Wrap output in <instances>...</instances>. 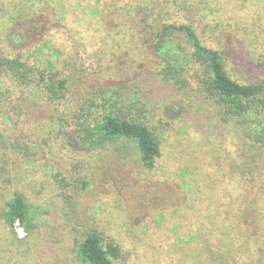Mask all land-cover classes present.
I'll use <instances>...</instances> for the list:
<instances>
[{
	"label": "rangeland",
	"instance_id": "obj_1",
	"mask_svg": "<svg viewBox=\"0 0 264 264\" xmlns=\"http://www.w3.org/2000/svg\"><path fill=\"white\" fill-rule=\"evenodd\" d=\"M63 1L69 10L68 28L53 33V44L62 51L54 60L63 59L78 43L86 63L105 65L103 74L110 71L117 80H125L141 71L132 58L137 54L124 58L108 37L111 26L105 23V31L101 18L89 16L92 3ZM224 2L238 15L244 0ZM194 24L200 26V37L213 45L222 38L223 45L237 46L245 33L233 23L215 29L208 26L203 34L204 25L196 20ZM251 52L239 48L230 55L227 69L233 78L255 74ZM146 65H150L147 58ZM150 82L159 88L149 100L161 156L152 169L136 156L126 164L97 159L87 189L81 182L84 168L77 163L89 157L72 145L67 131L51 124L50 105L26 104L27 114L9 94L0 98V167L7 173L0 180V213L19 192L34 217L29 233L19 223L14 230L7 228L0 218V264H81L76 242L90 228L120 247L117 264L249 263L239 215L247 206L264 211V172L255 160L251 168L237 170L241 162L250 160L239 152L244 144L238 136L214 129L202 117L185 115L188 111L179 110L183 107L178 100H165L169 88L160 90L158 81ZM4 109L10 120L2 115Z\"/></svg>",
	"mask_w": 264,
	"mask_h": 264
},
{
	"label": "trees",
	"instance_id": "obj_2",
	"mask_svg": "<svg viewBox=\"0 0 264 264\" xmlns=\"http://www.w3.org/2000/svg\"><path fill=\"white\" fill-rule=\"evenodd\" d=\"M85 1L93 5L90 17L101 18L105 31V23L111 26L107 35L124 58L137 54L132 58L141 71L134 78L117 80L110 71L103 74L105 65L86 63L78 43L63 59L54 60L62 51L53 44V33L68 28L69 10L63 0H0V98L9 94L27 114L26 104L50 105L51 124L67 131L72 145L89 157L77 163L84 168V188L91 186L97 159L126 164L136 156L152 169L161 156L149 100L159 88L150 79L158 81L160 90L169 88L165 100H178L183 107L179 110L188 111L185 115L202 117L214 129L238 136L244 144L239 152L250 160L237 170L251 168L255 160L264 172V0H244L238 15L226 0ZM195 20L204 25L203 34L208 26L233 23L245 33L237 46L223 45L222 38L213 45L200 37ZM239 48L252 51L257 69L252 76L233 78L227 69L230 55ZM145 58L149 66H144ZM2 115L11 119L5 109ZM6 175L1 166L0 180ZM63 187L68 190L66 182ZM258 209L247 206L239 215L247 236L248 264H264V211ZM0 218L7 228L14 230L19 223L27 233L34 219L19 192ZM76 256L81 264H117L122 254L113 240L90 228L77 240Z\"/></svg>",
	"mask_w": 264,
	"mask_h": 264
}]
</instances>
